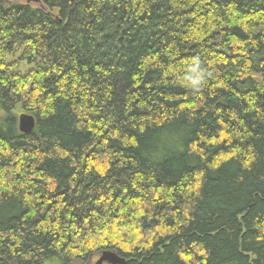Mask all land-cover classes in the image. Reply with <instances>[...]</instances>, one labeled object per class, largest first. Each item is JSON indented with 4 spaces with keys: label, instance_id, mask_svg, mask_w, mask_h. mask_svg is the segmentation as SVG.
I'll return each mask as SVG.
<instances>
[{
    "label": "trees",
    "instance_id": "trees-1",
    "mask_svg": "<svg viewBox=\"0 0 264 264\" xmlns=\"http://www.w3.org/2000/svg\"><path fill=\"white\" fill-rule=\"evenodd\" d=\"M104 251L264 264V0H0V264Z\"/></svg>",
    "mask_w": 264,
    "mask_h": 264
},
{
    "label": "water",
    "instance_id": "water-1",
    "mask_svg": "<svg viewBox=\"0 0 264 264\" xmlns=\"http://www.w3.org/2000/svg\"><path fill=\"white\" fill-rule=\"evenodd\" d=\"M34 1L35 3H39L40 0H28ZM34 125V119L31 115L23 114L19 118V129L23 133H29ZM123 264L124 261L121 258V256L115 252L112 251H104L100 254L98 260L95 262V264Z\"/></svg>",
    "mask_w": 264,
    "mask_h": 264
},
{
    "label": "rangeland",
    "instance_id": "rangeland-1",
    "mask_svg": "<svg viewBox=\"0 0 264 264\" xmlns=\"http://www.w3.org/2000/svg\"><path fill=\"white\" fill-rule=\"evenodd\" d=\"M14 2H18V3H24L25 0H12ZM8 61H16L17 62V68L18 71H20V73H25L27 71H29L32 67H34V64H28L26 61H19V55L18 54H14L8 57ZM99 257V256H98ZM97 258H91L90 260V264H94L96 262ZM74 264H80V263H74ZM106 264V263H103Z\"/></svg>",
    "mask_w": 264,
    "mask_h": 264
},
{
    "label": "clouds",
    "instance_id": "clouds-1",
    "mask_svg": "<svg viewBox=\"0 0 264 264\" xmlns=\"http://www.w3.org/2000/svg\"><path fill=\"white\" fill-rule=\"evenodd\" d=\"M197 64H198V62H197ZM189 79L191 81L192 86L201 85L203 82V79H193L191 77H189Z\"/></svg>",
    "mask_w": 264,
    "mask_h": 264
},
{
    "label": "bare ground",
    "instance_id": "bare-ground-1",
    "mask_svg": "<svg viewBox=\"0 0 264 264\" xmlns=\"http://www.w3.org/2000/svg\"><path fill=\"white\" fill-rule=\"evenodd\" d=\"M26 2H27V3H30V2L35 3L34 1H30V2H29L28 0H26ZM24 114H25V113H24ZM21 115H23V114H21ZM21 115H20V116H21ZM27 115H29V114H27ZM20 116H19V118H20ZM31 116H32V115H31ZM32 117H33V116H32ZM19 118H18V128H19ZM33 119H34V117H33ZM34 125H35V119H34ZM34 125H33V128H34ZM33 128H32V130H33ZM19 130H20V129H19ZM32 130H31V131H32ZM31 131H30V132H31ZM20 132H22V131H20ZM30 132H29V133H30ZM22 133H23V132H22ZM120 256H121V255H120ZM98 258H99V257H98ZM121 258L123 259V261H124V263H125V258H124L123 256H121ZM97 260H98V259H97ZM97 260H96V261H97ZM124 263H123V264H124ZM94 264H95V263H94Z\"/></svg>",
    "mask_w": 264,
    "mask_h": 264
}]
</instances>
